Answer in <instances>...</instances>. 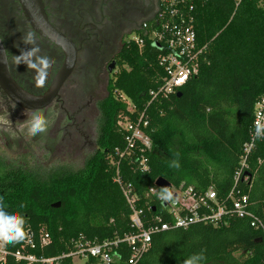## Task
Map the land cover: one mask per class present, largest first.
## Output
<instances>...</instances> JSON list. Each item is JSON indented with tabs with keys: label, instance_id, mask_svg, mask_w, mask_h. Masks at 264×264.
<instances>
[{
	"label": "trees",
	"instance_id": "1",
	"mask_svg": "<svg viewBox=\"0 0 264 264\" xmlns=\"http://www.w3.org/2000/svg\"><path fill=\"white\" fill-rule=\"evenodd\" d=\"M190 3L197 41L207 49L195 77L167 99H157L146 108V133L152 141V151L144 154L147 171L139 170L138 147L129 157L115 155L116 149L124 150L128 135L118 122L142 112L149 92L162 85L158 49L146 41L138 49L129 39L117 56L109 94L98 104L97 150L83 168L39 173L0 162V196L10 211H20L27 219L26 238L5 246L7 252L58 258L70 253L80 239L101 243L133 234L130 211L114 182L116 172L122 185H131L140 208L147 201L144 194L157 179L200 193L211 189L219 202L229 206L227 197L234 188L254 107L264 97V6L259 0H242L236 10L233 0ZM121 97L133 105L134 113L126 111ZM176 153L179 169L169 166ZM244 173L247 179L239 180L237 189L248 197L249 210L264 223V140L253 150ZM21 204L26 207L21 209ZM44 235L48 236L46 245L41 244ZM201 249L206 250V264H264L260 233L248 220L231 215L226 225L194 224L153 235L137 264H183ZM120 252L117 264H127L129 251ZM7 264L26 263L9 257ZM59 264L73 263L64 258ZM87 264L96 262L89 259Z\"/></svg>",
	"mask_w": 264,
	"mask_h": 264
},
{
	"label": "built area",
	"instance_id": "2",
	"mask_svg": "<svg viewBox=\"0 0 264 264\" xmlns=\"http://www.w3.org/2000/svg\"><path fill=\"white\" fill-rule=\"evenodd\" d=\"M233 2L236 10L242 0H233ZM259 5L264 6V0H259ZM192 21L190 0H162L154 20L146 23L139 31L142 34L141 37L136 33L130 38L136 43L138 49H141L144 41L150 42L157 48L160 52L158 65L163 71L162 85L158 91L149 92V101L145 109L134 118L124 117L117 125L128 135L124 139V150L116 149L115 155L118 159L129 157L133 149L138 147L141 155L138 167L142 173L148 169L144 154L152 151V141L146 133L149 121L146 108L157 99H167L169 95L195 77L204 59L207 45H199ZM128 104L130 107H125L126 111L130 114L134 113L133 105L129 101ZM258 122L264 123V97L254 107L248 140L243 146L239 168L234 177V188L227 197L229 206L219 202L211 189L200 193L192 187H185L184 184L179 186L170 184L169 187L176 196L174 203L162 205L153 191V188H157L154 185L144 194V199L148 202L145 201L140 208L137 206L138 198L134 195L131 185H122L116 172L114 182L118 184L130 211L129 221L134 229L133 234L101 243H91L80 239L74 243L70 253L58 258H37L22 252L11 254L4 247H0V264H7L9 257L15 262L23 261L26 264H59L64 258H71L72 261L92 259L97 264H117L120 260V251L124 249L129 251L127 264H137L148 250L153 235L172 229H187L194 224L226 225L230 215L241 220H248L250 227L260 233L264 245V223L249 210L248 197L242 195L237 189L238 181L247 179L244 172L248 169V159L261 141L254 136V128ZM47 242L48 236H42L41 244L46 245ZM27 245L32 246L30 241Z\"/></svg>",
	"mask_w": 264,
	"mask_h": 264
},
{
	"label": "flooded vegetation",
	"instance_id": "3",
	"mask_svg": "<svg viewBox=\"0 0 264 264\" xmlns=\"http://www.w3.org/2000/svg\"><path fill=\"white\" fill-rule=\"evenodd\" d=\"M162 0H41L49 25L70 40L76 49L75 64L68 78L56 92L45 112L58 113L50 127L47 146L73 144L83 166L97 150L101 102L110 90L118 68L117 56L124 42L154 20ZM35 35L39 55L55 60L43 86H37L35 73L23 63L17 65L15 55L24 45L21 37ZM0 41L3 45L8 73L15 84L34 96L45 94L52 86L64 62L60 46L35 30L23 14L18 0H0ZM31 111L14 104L0 88V140L5 145L7 126H15ZM65 118L70 121L64 124ZM10 121L9 124L5 122ZM1 143V142H0ZM0 162L6 164L0 159Z\"/></svg>",
	"mask_w": 264,
	"mask_h": 264
},
{
	"label": "clouds",
	"instance_id": "4",
	"mask_svg": "<svg viewBox=\"0 0 264 264\" xmlns=\"http://www.w3.org/2000/svg\"><path fill=\"white\" fill-rule=\"evenodd\" d=\"M21 41L24 45H32V47L20 48V45L16 44L15 46L20 49V54L15 55V61L17 65L23 63L28 69L33 70L37 86H43L55 60L47 55H39L40 48L36 43L34 33H26L21 37ZM25 116L26 119L20 121V124L28 136L35 137L48 132L49 128L55 124L58 113L52 111L46 113L44 109H36L32 110L30 115L25 114ZM5 122L10 123L7 119ZM68 123L70 121L65 118L64 124ZM254 136L256 139L264 140V123L258 122L255 125ZM169 166L175 169L180 168L179 153L175 154V158L169 162ZM153 191L162 205L172 204L176 200V196L169 186L153 188ZM19 207L23 209L26 205L21 204ZM26 225L25 215L20 211H10L4 197L0 196V247L12 245L25 239L27 236ZM205 252V249H201L199 252L192 253L183 261V264H206Z\"/></svg>",
	"mask_w": 264,
	"mask_h": 264
},
{
	"label": "water",
	"instance_id": "5",
	"mask_svg": "<svg viewBox=\"0 0 264 264\" xmlns=\"http://www.w3.org/2000/svg\"><path fill=\"white\" fill-rule=\"evenodd\" d=\"M28 23L43 36L55 42L64 53V62L59 70L51 88L41 96L26 93L11 79L4 55L3 45L0 41V88L6 96L17 106L32 111L46 108L56 96L58 88L64 83L73 70L75 64L76 49L74 44L62 34L53 29L44 14L41 0H18ZM170 186L164 179H157L155 187ZM59 205L53 206L58 208ZM154 210V209H153Z\"/></svg>",
	"mask_w": 264,
	"mask_h": 264
},
{
	"label": "rangeland",
	"instance_id": "6",
	"mask_svg": "<svg viewBox=\"0 0 264 264\" xmlns=\"http://www.w3.org/2000/svg\"><path fill=\"white\" fill-rule=\"evenodd\" d=\"M133 37V36H131ZM124 106L129 108L128 101L123 98ZM30 115V114H28ZM25 118L22 119L25 120ZM9 124V123H7ZM50 130V128H49ZM35 137L28 136L20 122L15 126H7V142L0 140V159L13 166H23L39 173L65 168L79 170L83 168V156L77 154L78 147L73 144H62L56 147L47 146L50 131ZM238 255V254H237ZM74 264H87L85 260H74Z\"/></svg>",
	"mask_w": 264,
	"mask_h": 264
},
{
	"label": "crops",
	"instance_id": "7",
	"mask_svg": "<svg viewBox=\"0 0 264 264\" xmlns=\"http://www.w3.org/2000/svg\"><path fill=\"white\" fill-rule=\"evenodd\" d=\"M74 262H75V261H72L73 264H74ZM87 262H88V261H86V263H87ZM96 264H97V263H96Z\"/></svg>",
	"mask_w": 264,
	"mask_h": 264
}]
</instances>
